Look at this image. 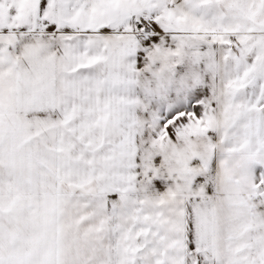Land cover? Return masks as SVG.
Instances as JSON below:
<instances>
[{
  "label": "snow or ice",
  "instance_id": "obj_1",
  "mask_svg": "<svg viewBox=\"0 0 264 264\" xmlns=\"http://www.w3.org/2000/svg\"><path fill=\"white\" fill-rule=\"evenodd\" d=\"M0 264H264V0H0Z\"/></svg>",
  "mask_w": 264,
  "mask_h": 264
}]
</instances>
